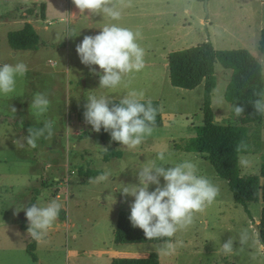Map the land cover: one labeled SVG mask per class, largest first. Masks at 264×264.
<instances>
[{
	"label": "rangeland",
	"instance_id": "374dc122",
	"mask_svg": "<svg viewBox=\"0 0 264 264\" xmlns=\"http://www.w3.org/2000/svg\"><path fill=\"white\" fill-rule=\"evenodd\" d=\"M178 2L180 9L175 14L160 9L158 16L142 19L143 27H128L141 34L138 43L145 50V66L139 72L125 75L115 88H99L100 77L93 75L91 68L102 70L98 65H84L76 51L84 36H95L102 31L104 22L100 21V15L94 14L95 25L90 24L86 12L76 18L64 9L51 17V23L34 20L38 26L39 49L22 51L18 56L9 53L10 44L5 36L9 25L0 26V64L23 62L28 67L26 75L17 76L12 93H0V264H107L110 256L143 257L153 251L159 253L161 264H264L263 245L254 228L261 218L264 200L259 198L249 203L250 217L243 205L235 202L228 182L217 175L205 154L177 149L203 123L204 84L192 90L173 86L166 56L167 52L206 40L212 41L217 49L246 48L262 64L264 82V53L258 49L260 28L264 27V4L255 0H207V6L204 0ZM185 8L190 12L184 11ZM16 26L10 25L9 30H15ZM168 29L177 35L175 41L165 32ZM215 70L217 86L212 96L215 122L240 124V116L231 113L224 96L232 70L220 63ZM130 92L143 93L142 99L159 100L163 114V125L154 127L152 135L146 136L135 149L116 144L103 129L99 133L93 131L84 119L88 95L122 99ZM36 93L45 94L50 101L42 115L30 109ZM46 120L53 122L51 139L41 137L35 149L26 142H22L23 146L14 143L28 134L29 127H42ZM76 130L81 136L75 134ZM107 134L110 142L104 141ZM249 144L251 152L238 158L239 175L258 177L264 183L260 176L264 160V115L250 124ZM105 148L119 153L104 159ZM160 151L165 153L163 161L157 158ZM67 160L77 166L81 164L75 178L80 183L73 179L68 184L74 192L68 212L78 225L68 237V248L72 250L67 252L63 247L64 228L55 221L47 232L48 239L36 250L39 263L26 250L33 239L24 229L29 222L21 209L38 196L37 189H47L49 196L44 199L47 204L53 199H59L60 203L67 198V192L57 198L59 183L48 177L52 165ZM184 161L192 162L198 176L208 178L219 188L215 201L203 212L195 213L193 223L172 237L174 251L166 249L165 243L131 244L133 248L124 250L129 245L114 242L113 228L120 212L131 210L135 198L125 197L120 190L139 183L137 172L146 163L167 168ZM64 168L62 165L61 170L65 171ZM98 169L100 174L110 172L109 178L90 182L95 175L92 171ZM72 171H65L63 176L67 173L71 179ZM164 183L161 177V185ZM155 187L150 185L149 190L154 191ZM16 209L21 210L18 215ZM244 231L247 240L241 244L240 234ZM73 233L78 236L73 238ZM230 237L234 239L233 251L225 254L222 244ZM110 247L115 250L102 253Z\"/></svg>",
	"mask_w": 264,
	"mask_h": 264
},
{
	"label": "clouds",
	"instance_id": "9594fccd",
	"mask_svg": "<svg viewBox=\"0 0 264 264\" xmlns=\"http://www.w3.org/2000/svg\"><path fill=\"white\" fill-rule=\"evenodd\" d=\"M80 14L86 11L91 14H104L112 20L121 18V11L117 9L113 0H72ZM102 31L95 35L84 36L82 42L76 46L81 62L91 67L98 65L102 72L91 68L93 75H99V88H115L123 77L132 72H139L145 66V50L138 43L140 32L117 24L105 25ZM28 72L25 63L0 64V93L9 94L15 90L17 76H24ZM139 96V99L137 98ZM143 93L130 92L119 103H114L105 96H87L84 119L92 126L93 131L99 133L101 129L110 133L111 140L119 142L128 149H135L146 136H151L156 122L157 109L151 100L140 102ZM50 101L43 93H36L30 109H35L37 115L48 110ZM255 112L264 115V93L252 102ZM15 112L16 109L12 107ZM237 117L245 112L241 105H234ZM27 135L14 143L26 142L35 149L37 141L43 137L51 139L54 135L53 122L46 120L42 127H29ZM107 150V148H105ZM239 150V149H238ZM161 161L165 160L164 151L157 154ZM110 172L91 178L90 182H101L109 178ZM138 184L126 185L120 191L122 194L134 197L131 203L130 221L134 228L142 229L145 238L163 239L165 247L175 250L170 238L180 230L186 229L193 223L194 214L200 213L210 206L219 195V188L208 178L196 174V166L190 161L178 163L175 166L164 167L153 163H146L137 172ZM161 177L165 181L161 185ZM150 185L155 190L150 191ZM29 222L28 235L37 243L47 235L48 230L58 219L61 205L55 199L46 206L31 204L23 209ZM21 210L16 209L18 215ZM247 240V232L240 234V243ZM234 239L230 237L222 244L225 254L233 251Z\"/></svg>",
	"mask_w": 264,
	"mask_h": 264
},
{
	"label": "trees",
	"instance_id": "16d2710c",
	"mask_svg": "<svg viewBox=\"0 0 264 264\" xmlns=\"http://www.w3.org/2000/svg\"><path fill=\"white\" fill-rule=\"evenodd\" d=\"M264 2V0H261ZM39 8L42 19L46 16L47 5L45 2H32L26 8L27 15H33ZM24 15L23 17H26ZM10 46L15 50L36 49L40 43L37 30L29 21H25L22 28L8 33ZM258 49L264 53V27L260 31ZM231 69V78L225 89V99L230 104L231 113L234 105H241L245 112L240 116V124H219L215 122L212 108L213 91L217 86L216 64ZM169 79L173 86L192 90L202 83L203 93V123L195 127L196 134L177 149L205 154L213 165L217 175L228 182L235 202L243 205L245 211L251 217L249 203L264 200V183L260 178L252 176H240L238 158L240 154L250 153L249 144L250 124L258 122L263 115L255 112L252 102L260 98L264 93L263 67L257 57L246 48L217 49L212 41L206 40L197 45L173 50L168 54ZM119 103L121 99H111ZM151 100L157 109L154 127L163 125L161 102L155 99H141L145 103ZM239 149V150H238ZM119 151H105V158L116 156ZM96 175L100 172L95 171ZM260 176L264 178V160L260 167ZM38 192V189L36 190ZM33 198L29 205L34 204ZM63 211V210H62ZM64 213V211H63ZM131 210L120 212L117 225L114 229V242L116 244H142L165 243L169 238L152 239L145 238L142 229L134 228L129 219ZM59 218L65 216L60 212ZM261 229V244H264V207L261 211L259 222ZM172 238H170V242ZM37 242L33 239L28 243L26 250L34 261H38L35 252ZM111 264H161L159 253L150 252L143 257H115Z\"/></svg>",
	"mask_w": 264,
	"mask_h": 264
},
{
	"label": "crops",
	"instance_id": "0c3cea01",
	"mask_svg": "<svg viewBox=\"0 0 264 264\" xmlns=\"http://www.w3.org/2000/svg\"><path fill=\"white\" fill-rule=\"evenodd\" d=\"M255 1L261 2V4H264V2L261 0H255ZM32 2H38V3L45 2L46 3L47 8H46V16L44 19H42L40 17V15H38V9L39 8L36 9L35 14H33V15H27L26 14V8H27L28 4H30ZM113 3L117 7V9L121 11V18L119 20H112L110 17H108L104 14H100V16L98 15L100 18V21L104 22L102 24V27L105 25H109L108 22L110 21L112 24L114 23V24H117L121 27L128 28L129 26H131L130 28H132V29L137 28V27L139 28V27H143L142 19L144 17H147V18L156 17L160 14L161 10L168 12L169 14H175L176 12H178V9H180L179 4H178L179 3L178 0H113ZM64 5H65V8H64ZM62 9H64L66 12H71V15L73 17H76V18L82 17V14L79 13V9L76 8V6L73 4L72 0H0V26L6 25V23H7V25H9L5 31V36L7 37V39H8V33L10 31H13V30H9L10 25H17L15 27V30H17V29L22 28L25 21L31 22L33 24L34 28L38 32V26L35 24L34 20H40L41 19V20L45 21V23H48V22L51 23L52 22V20H50L51 17L55 13H59V10H62ZM183 10L190 12V10L188 8L187 9L185 8ZM86 13H87V18L90 21V24L95 25L96 23L94 22V17H95L94 14H91L87 11H86ZM24 15H27V16L23 17ZM152 25H153V23H152ZM47 26L48 25H45L46 28H48ZM102 27H100V28H102ZM164 27H165V25H164ZM262 28H260V31ZM165 32L171 36V38L173 39L172 41H175V39L177 38L176 37L177 35L174 34L173 30L168 29V30H165ZM97 34L98 33H96L95 35H97ZM38 49H39V45L36 49H32V50H38ZM22 51H26V50H15L11 46L9 47V53L11 56H18V54H20L19 52H22ZM166 56H167V66H168V52L166 53ZM165 65H166V63H165ZM79 118H80V115L77 116V120H79ZM81 121H79V122L81 123ZM75 134L81 136V134L79 133L78 130L75 131ZM109 138L110 137L107 134L104 138V141L110 142L111 140L109 141ZM115 143L118 144L119 142H115ZM103 158L107 159L104 156H103ZM83 159H84L83 156H81L79 158L80 163L83 162ZM62 165L65 167L64 169L66 172L73 170V175L75 173L74 176L73 175L71 176V179L69 181L70 183H72L73 179L75 180L77 173L79 172V168L81 167L80 166L81 164H79L77 166V163H75L74 161L70 162L67 160V161H65L64 164L52 165V170L50 171L51 174L48 177H53V179L56 181H58V179H61L63 174L65 173L64 170H61ZM95 171H99V169L94 170L92 172L94 173ZM45 175H46V173H45ZM99 175H101V174L100 173L98 175L95 174L93 177H97ZM45 178L47 179V177H45ZM75 181L80 183V181H78V180H75ZM60 187H61V185L58 184L57 188H60ZM69 191L71 194L69 193L70 195L68 196ZM68 192L65 194L67 196V198L62 199L63 201L60 202V205H61V211L60 212L62 213V215L65 216V219L62 220L58 217V219L56 221H57L58 226H61L64 228L63 231L65 232V239L66 240H65V246H63V247H65L67 249V252H70L72 249L68 248V243H69L68 237H69V234H71V232H72L71 230L73 228H76L78 225H77L75 217L71 216L68 212V205L70 203V200L73 199V197H74L72 185H71V187H68ZM37 193H38L37 194L38 196L33 197V198H35L34 203L39 204L41 206L40 202H42L44 205H47V203H45L46 201L44 200L46 197L49 196L47 194L48 193L47 189L38 190ZM57 198H59V196ZM55 200L59 203V199H55ZM62 210L64 211V213ZM59 221H60V223H59ZM258 222H260V220ZM24 229H27V228H24ZM113 235H114V228H113ZM72 236H73V238H75L78 235L73 233ZM48 237L49 236L46 235L43 238V240H41V242L37 243L36 248H35V252H36L38 246L43 241H46L48 239ZM118 245H129L127 247H123L124 250H130V248H133V247H131V244H118ZM137 248H139V247H137ZM110 249H111V251L115 250L114 248L110 247V248H107V250L102 251V253H108L110 251ZM120 257H122V256H120ZM113 258H115V257L110 256V258H108V260H107V264H111V261ZM36 262L40 263L39 258H38V261H36Z\"/></svg>",
	"mask_w": 264,
	"mask_h": 264
},
{
	"label": "built area",
	"instance_id": "2783aa9c",
	"mask_svg": "<svg viewBox=\"0 0 264 264\" xmlns=\"http://www.w3.org/2000/svg\"><path fill=\"white\" fill-rule=\"evenodd\" d=\"M72 173H73V171H72ZM69 181H70V175L67 173L64 176H62L61 179H58V182L61 185V187L59 188V193H58L59 197L61 196L62 193L68 192Z\"/></svg>",
	"mask_w": 264,
	"mask_h": 264
},
{
	"label": "water",
	"instance_id": "95a60500",
	"mask_svg": "<svg viewBox=\"0 0 264 264\" xmlns=\"http://www.w3.org/2000/svg\"><path fill=\"white\" fill-rule=\"evenodd\" d=\"M205 1V6H207V0H204ZM254 228H255V230L257 231V233H258V236H259V239L261 238V229H260V227H259V223H256L255 225H254ZM263 245V249H264V244H262Z\"/></svg>",
	"mask_w": 264,
	"mask_h": 264
}]
</instances>
